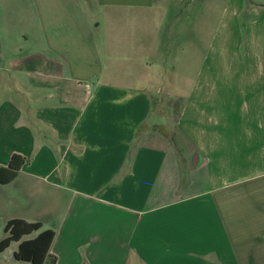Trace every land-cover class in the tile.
<instances>
[{"label": "crops", "instance_id": "crops-1", "mask_svg": "<svg viewBox=\"0 0 264 264\" xmlns=\"http://www.w3.org/2000/svg\"><path fill=\"white\" fill-rule=\"evenodd\" d=\"M29 1L0 40L3 224L54 231L55 264H264V7L242 39L243 0L211 36L207 0Z\"/></svg>", "mask_w": 264, "mask_h": 264}, {"label": "rangeland", "instance_id": "rangeland-1", "mask_svg": "<svg viewBox=\"0 0 264 264\" xmlns=\"http://www.w3.org/2000/svg\"><path fill=\"white\" fill-rule=\"evenodd\" d=\"M244 1V8L238 15L237 21L238 26L240 29L241 37L244 39L246 27L250 19H254L257 15H254V13L257 12V8H255V5L258 6V8L264 7V0H243ZM209 2V6H212L213 8H210V13L208 14V20L210 23L209 26V36H211L212 32H214L220 17L222 15V12L224 11V8L227 4V0H207ZM0 40H6L7 38L4 37V26L9 27V38L14 39L17 42V45L20 40H22L23 33H26L28 29V23L32 24V12L33 9L31 8V4L29 0H0ZM253 6V7H252ZM260 8V9H261ZM259 9V10H260ZM103 18H99V20H102ZM5 28V27H4ZM21 47L24 46L23 41L21 42ZM14 46V45H13ZM168 48V49H167ZM167 50V53L169 54L170 48L165 44V41L162 40V46L160 49L159 54L165 53ZM170 57V55H167ZM165 56L162 55V58ZM162 60V59H161ZM162 71L166 72L167 74L170 73V70L172 66H174V62L170 61L168 59L161 61ZM164 78V77H163ZM166 79V78H164ZM164 79L162 82H164ZM168 102V101H166ZM164 101V103H166ZM173 108V118L176 119V115L179 112V102H173L172 103ZM22 181H18V183H15V189H12V193L15 190L16 192V198L17 201L20 204H17V206L13 207L15 208V212L13 215L15 216H22L25 215L27 211H29V205L31 204V201L29 200V197L21 196L20 191L22 190L21 183ZM1 188L6 190L9 193V186L6 185H0ZM26 191V190H25ZM13 196V194H11ZM24 197V200L22 199ZM28 202V203H27ZM6 216V215H2ZM3 218L0 216V239L3 237V228L7 221L3 224L2 222ZM15 248V245L12 244L8 250H6L4 253L0 254V264H21V263H15L12 259H9L10 252ZM8 258V259H7Z\"/></svg>", "mask_w": 264, "mask_h": 264}, {"label": "trees", "instance_id": "trees-1", "mask_svg": "<svg viewBox=\"0 0 264 264\" xmlns=\"http://www.w3.org/2000/svg\"><path fill=\"white\" fill-rule=\"evenodd\" d=\"M26 159L12 155L7 166H0V185L13 182L25 165ZM55 232L43 229L38 222H27L22 219L9 220L3 228L0 239V253L8 250L12 244L15 250L12 259L21 264H55V257L49 254Z\"/></svg>", "mask_w": 264, "mask_h": 264}]
</instances>
